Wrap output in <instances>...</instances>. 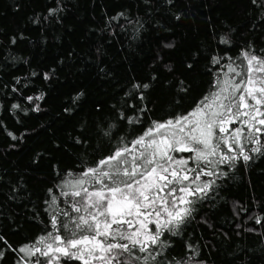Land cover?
<instances>
[{
  "label": "trees",
  "instance_id": "1",
  "mask_svg": "<svg viewBox=\"0 0 264 264\" xmlns=\"http://www.w3.org/2000/svg\"><path fill=\"white\" fill-rule=\"evenodd\" d=\"M243 50L264 56V0H0V264L35 260L18 250L55 233L46 201L69 209L61 192L70 189L59 187L69 171L191 111ZM225 126L228 145L213 159L241 148L253 158L200 177L214 190L177 235L161 237L169 246L149 264H264V155L249 151L259 145L244 138L246 125Z\"/></svg>",
  "mask_w": 264,
  "mask_h": 264
},
{
  "label": "snow or ice",
  "instance_id": "2",
  "mask_svg": "<svg viewBox=\"0 0 264 264\" xmlns=\"http://www.w3.org/2000/svg\"><path fill=\"white\" fill-rule=\"evenodd\" d=\"M221 42L226 44L228 40L221 38ZM236 59L240 63L233 60L226 66L225 75L231 74L230 78L218 77L213 91L191 111L164 121H153L141 136L130 142L133 148L122 141L111 155L100 159L95 166L85 167L78 174L69 171L59 186L70 189L61 192L70 200L64 201L69 209H57L56 196H52L51 202L46 201L53 209L50 223L55 233L49 232L46 237L38 238L36 244L19 248L25 256L35 257L27 264H61L62 259L65 264L68 261L149 264L163 255L161 249L169 245L161 237L165 233L177 235L180 226L192 218L195 206L208 199L214 190L215 180H205L201 186L200 177L215 175L209 169L218 164L227 163L232 167L241 157L244 162L253 158L241 148L239 156L224 153L219 159H213L221 144L228 145L229 137L218 135V132L229 131L225 125L236 121L246 125L248 135L244 138L259 145L249 151L264 155L260 139L264 127L257 126H264V56L243 50ZM219 62L216 57L212 60L213 64ZM27 99L31 101L33 97ZM134 122L129 119V123ZM244 131L242 127L234 128L230 134L233 141L239 144ZM136 146L141 150L129 160ZM178 153L192 155H174ZM189 161L195 167H189ZM192 173L195 175H190ZM48 191L52 193V189ZM82 210L87 215L74 214ZM256 222L260 223V219ZM49 239L51 243H46ZM37 244L43 245V249Z\"/></svg>",
  "mask_w": 264,
  "mask_h": 264
}]
</instances>
